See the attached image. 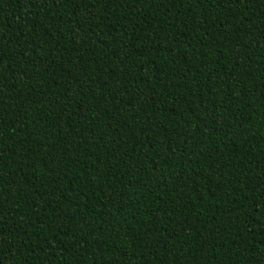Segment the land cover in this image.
<instances>
[{"label":"trees","instance_id":"16d2710c","mask_svg":"<svg viewBox=\"0 0 264 264\" xmlns=\"http://www.w3.org/2000/svg\"><path fill=\"white\" fill-rule=\"evenodd\" d=\"M0 264H264V0H0Z\"/></svg>","mask_w":264,"mask_h":264}]
</instances>
